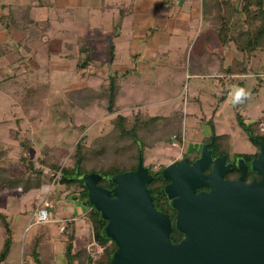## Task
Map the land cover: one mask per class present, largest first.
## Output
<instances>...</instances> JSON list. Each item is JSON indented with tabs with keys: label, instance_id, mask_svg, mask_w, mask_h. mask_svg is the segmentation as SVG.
<instances>
[{
	"label": "rangeland",
	"instance_id": "rangeland-1",
	"mask_svg": "<svg viewBox=\"0 0 264 264\" xmlns=\"http://www.w3.org/2000/svg\"><path fill=\"white\" fill-rule=\"evenodd\" d=\"M0 1L5 2V0ZM25 1L27 2V0ZM46 14L47 10L44 7L37 8L36 11L32 12V16L36 20ZM2 29L5 33L0 41L2 49L19 41L21 33L17 29L10 28L7 30L0 27V30ZM66 52L71 54L72 49L71 51L66 50ZM19 53L16 52V55ZM7 56L6 54L0 57V62L2 61L1 64L3 65L2 72H0V144L3 151L0 155V165L6 166L12 176L21 175L27 165L19 159V156L25 154L33 161L35 167L43 169L44 176H42L38 188H31L27 192L22 193L18 187L10 190L4 189L0 192V214L3 216L0 218V248L8 235L5 223L11 231L8 255L2 264L4 262L17 264L23 259V250L26 246L34 244L35 248L39 252L41 251L42 260L50 259L51 254L55 255L57 261L63 260L62 255H57L59 253L58 247L62 246L60 242L63 237L61 228L71 222L70 217L79 216V212L74 211L72 213L68 210L71 204H76L79 201L74 199L72 187L66 189L62 183L57 181V177L51 178V173L47 167L42 166L38 159L45 152H48V155L56 157L60 164H70V153L82 135H85V142L89 144L95 137L111 130L110 119L114 115L121 113L131 116L136 111L135 108H132L131 112L122 109L126 101L138 102L141 112L146 113L145 111H147L152 115L161 114L164 117L174 108L181 109L183 101L189 100L190 102L188 104L189 115L184 122H181L180 141L173 138L174 133L167 126L169 122L162 126L158 124L153 132L155 138L150 139L152 144L141 150L143 164L152 170L163 168L165 165L181 159L183 155L191 154L193 149L200 150V146L205 140L200 132L208 133L212 123L217 125L219 131L230 135L228 138L230 157L257 150L256 145L248 139L246 132L235 117L233 105L237 93L235 88L233 91L231 90L230 100L232 99V103L224 105L221 115H213L218 99L213 97L215 87L212 80L205 79L204 86L198 92L199 103H195L192 99H188V94H191V79L188 80L182 76L179 81L173 77L174 75H171L166 82L167 89L165 91L155 89L153 85L149 86L152 89L142 87L139 91L137 88L130 90L125 96L120 92L116 96L117 111L109 113L95 102L85 107H81L76 102L71 104L65 94L68 89L84 88V80L88 84L85 87L97 89L103 77L100 74H97L96 77L85 72L83 79L81 74L73 69L74 61H63L61 60L62 57L60 60L58 57H53L50 61L46 58L37 59L40 66L29 69L16 67L15 64L4 69L6 64L3 62L8 61ZM252 65L254 70L263 73L261 87L256 86L257 79L254 75L244 79L242 93L244 95L248 92L249 96L245 100L246 105L239 111L245 119L244 123L247 130L249 129L258 135H264V131H259L257 126L249 121L260 112L264 113V72H262L264 70V58H254ZM55 66L61 67L63 70L57 69ZM253 89L255 90L253 91ZM177 92H180L179 98L166 102L168 105L159 108L160 110L152 107L150 99H164ZM74 100L82 102L84 99L76 97ZM141 103L145 105H140ZM191 110H194L195 115L190 114ZM175 115L179 114L174 113L170 116ZM200 118L203 121H200ZM22 143H25V146ZM171 143L176 145L173 146ZM42 198H46L52 204L51 220L47 223L31 225L33 209ZM70 232L71 228L69 227L67 233ZM87 237L88 229H79L74 241L75 248L81 245H92L94 248L96 244L91 243L90 238L87 240ZM50 247L55 249L51 251Z\"/></svg>",
	"mask_w": 264,
	"mask_h": 264
},
{
	"label": "crops",
	"instance_id": "crops-1",
	"mask_svg": "<svg viewBox=\"0 0 264 264\" xmlns=\"http://www.w3.org/2000/svg\"><path fill=\"white\" fill-rule=\"evenodd\" d=\"M215 1H225V8L228 11H230L229 6L239 10L242 4V0L0 1V27L7 30L14 28L21 33L19 41L14 42V45L4 47V49L0 47V57L6 54L9 56H7L8 61L4 60L3 63L6 65L3 68H10L15 64L16 67L29 69L40 66L37 59L46 58L50 61L53 57H58V60L62 57L63 61H74L73 69L81 74L80 70H76L75 62L77 58L84 55L79 51L80 38L83 37L88 46L86 52H90L92 57L85 72L96 77L97 74H100L101 77L103 76L101 82L111 74L118 75L119 90L117 95L122 92L125 96L128 91L136 88L138 91L142 87L152 89L149 86L153 85L155 89L165 91L168 77L174 75L173 77L179 81L182 76L185 79H191V94H188V99L199 103L198 92L204 86L205 79H209L212 80L215 87L213 97L218 99L213 115H221L224 105L232 103L230 98L235 88L237 93L235 102H233L234 114L235 117L236 114H239L243 119L239 109L244 108L245 100L249 96L248 92L244 95L242 93L243 82L246 77L254 75L257 79L256 86L261 87L263 73L254 70L252 61L254 58H264V52L256 51L248 58V72L228 73L226 71L233 61L241 59L243 55L232 42L221 43L216 28L218 21L216 20L215 6L217 5ZM40 7L46 8L47 14L36 20L32 16V12ZM241 16L242 13H240ZM0 36L1 41L5 36L3 29L0 30ZM71 49V54L66 52ZM16 52L20 53L16 55ZM37 53H39L38 56ZM259 53L260 55H257ZM111 56L112 59L109 61ZM1 63L2 61L0 62V72H2L3 66ZM55 68L63 70L61 67L55 66ZM261 68L263 69L262 65ZM81 77L84 79L85 75H81ZM83 84V87L88 85L86 80ZM179 95L180 92H177L164 99L155 100L152 98L150 103L154 109H159L168 105L166 102L179 98ZM188 104H190L189 100L183 101L181 109L174 108L165 116L179 114L184 122L189 115ZM140 105L145 104L141 103ZM139 107L138 102L129 100L124 103L122 109L126 112H131L132 108L141 111ZM190 114L195 115L194 110H191ZM257 120L264 122L263 112L249 121L254 123ZM200 121L203 120L200 118ZM211 125L208 133L200 132L203 138L209 137L212 130L216 135L230 136L219 131L216 124L212 123ZM257 128L261 132L264 131L260 130L259 125ZM68 210L72 213L74 211L80 213L78 217H70L75 227L73 251L83 247L92 248V245H81L78 248L74 246L79 229H88L87 240L90 238L89 227L84 222L87 207L78 202L71 204ZM63 240L62 237L60 241L62 246L58 247L59 253L57 254L62 255L63 260L57 261L55 255L51 254L50 259L44 261L41 251L39 252L35 248L39 264H64ZM32 246H26L23 250V259L17 264H35L30 252ZM54 249V247H50L51 251ZM5 259L6 257L0 261V264ZM4 264L7 263L4 262Z\"/></svg>",
	"mask_w": 264,
	"mask_h": 264
},
{
	"label": "water",
	"instance_id": "water-1",
	"mask_svg": "<svg viewBox=\"0 0 264 264\" xmlns=\"http://www.w3.org/2000/svg\"><path fill=\"white\" fill-rule=\"evenodd\" d=\"M255 141L259 153L250 169L259 178L248 183L242 158L237 159L241 174L224 179L230 163L226 154L212 157L213 137L192 162L183 157L161 169L168 181L162 191L182 234L175 242L171 219L156 208L147 187L153 176L141 149L137 167L112 176L111 188L98 184L100 173L79 175L88 203L106 222L104 235L115 245L108 264H264V143Z\"/></svg>",
	"mask_w": 264,
	"mask_h": 264
},
{
	"label": "trees",
	"instance_id": "trees-1",
	"mask_svg": "<svg viewBox=\"0 0 264 264\" xmlns=\"http://www.w3.org/2000/svg\"><path fill=\"white\" fill-rule=\"evenodd\" d=\"M225 3V1H215L217 5L215 6V13L216 20L218 21V25L216 26L218 36L222 44L232 42L243 55L241 59L233 61L226 71L228 73H246L249 71L248 58L256 51L264 52V0H242L239 10L229 6L230 11L225 8ZM240 13H242L241 17ZM80 40L79 51L80 53H84V55L76 59L75 68L76 70H80L81 75L84 76L92 57L90 52H86L88 46L84 38L81 37ZM111 59L112 56L109 58V61ZM118 90L119 77L116 74H111L97 89L92 87L68 89L65 91V94L71 104L76 102L81 107H85L95 102L107 112L112 113L117 111L115 99ZM76 97L83 98L84 100L82 102L75 101ZM236 119L252 143L255 144L256 139L264 143V135H258L249 129L247 130L246 124L239 114H236ZM181 122L180 115L164 117L150 115L137 110L131 116L117 113L110 119L112 128L108 133L95 137L89 144L85 142V135H82L77 140L70 153V164H60L56 157L49 156L48 152H45L38 159V162L42 166L47 167L51 173V178L57 177V181L62 183L66 189L72 187L71 191L73 192L74 199L87 207V211L84 214V222L89 227L91 243L102 246L101 253L96 257H93L90 250L86 247L73 251L75 227L71 220V222L61 228V234L64 237V264H108L115 250L114 243L103 233L106 222L100 218L99 212L88 203L87 189L83 180L79 179L78 176L89 172L100 173L103 177L98 181V184L111 188L113 186V183L110 181L112 176L123 171L134 170L137 167L138 151L152 144L150 139L153 140L155 138L153 132L158 124L162 126L168 123L167 126L174 133L173 138L180 141ZM259 123L260 121L257 120L253 124L258 126ZM211 136L213 137V154L227 153L229 150V136L226 134L216 135L212 130L211 135L205 138V140H210ZM156 137L161 138L160 136ZM22 144L25 146V143ZM2 153V145L0 144V155ZM197 154L198 151L196 150L195 155ZM141 155L143 161V153ZM19 159L25 162L27 167L18 176L10 175L8 168L0 165V192L4 189L10 190L18 187L24 193L31 188H38L40 186L41 178L44 176L43 169L35 167L33 161L25 154L19 156ZM161 169L162 167L156 170L149 168V172L153 178L149 181L147 187L153 196L156 208L173 219L175 210L171 208L170 201L162 191L163 185L167 183V180L161 177ZM2 217L0 214V218ZM5 226L8 235L3 240L0 248V261L7 256L8 245L11 240V231L6 223ZM69 227L71 228V232L67 233V228ZM181 236L182 234L172 227L170 233L171 240L178 241ZM30 252L35 264H39L35 244L32 246Z\"/></svg>",
	"mask_w": 264,
	"mask_h": 264
},
{
	"label": "flooded vegetation",
	"instance_id": "flooded-vegetation-1",
	"mask_svg": "<svg viewBox=\"0 0 264 264\" xmlns=\"http://www.w3.org/2000/svg\"><path fill=\"white\" fill-rule=\"evenodd\" d=\"M212 137V136H211ZM211 139V138H210ZM258 140V139H257ZM210 142V140H204L200 146V150H201V147L203 144L205 143H208ZM255 145L257 147V150H254L252 152H247V153H240L238 154L237 156H233V157H230V153L227 152V153H222V154H226L227 155V162L230 163V169L228 170V172H226V174L224 175V179H236L240 174H241V171L239 170L238 168V165H237V159L239 158H242L243 159V162L248 166V169L245 173V176H244V179L243 181L245 183H248L250 182L252 179H255L257 180L259 178V174L252 171L250 169V162L253 158H255L258 153H259V145L256 143L255 141ZM209 148L212 150V157H216V156H220L222 154H219V155H214L213 153V149H212V144L209 146ZM200 150L198 149V154H196V151H192L191 154L187 155V156H184L183 157H187L188 161L189 162H192L195 158H197L199 156V153H200ZM182 157V158H183ZM210 165L206 168V172H209L210 171ZM168 182V181H167ZM200 189H204V190H207L206 188H200ZM200 189H197V191H199ZM175 215V214H174ZM169 217V216H168ZM170 218V217H169ZM171 219V218H170ZM172 221V227L175 228L174 224H173V221H174V217L173 219H171ZM176 229V228H175ZM175 242V241H174Z\"/></svg>",
	"mask_w": 264,
	"mask_h": 264
},
{
	"label": "built area",
	"instance_id": "built-area-1",
	"mask_svg": "<svg viewBox=\"0 0 264 264\" xmlns=\"http://www.w3.org/2000/svg\"><path fill=\"white\" fill-rule=\"evenodd\" d=\"M260 130H264V122H260L259 124ZM173 146L176 145L175 143H171ZM52 204L46 199L42 198L39 200L35 208L33 209L32 215H31V222L30 224H43L49 222L50 219V213H51ZM92 256L96 257L99 253L102 251L101 245H94V248L89 249Z\"/></svg>",
	"mask_w": 264,
	"mask_h": 264
}]
</instances>
